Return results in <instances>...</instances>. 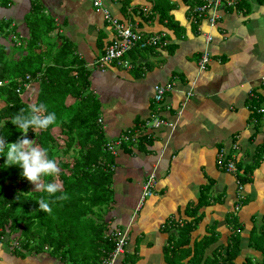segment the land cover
I'll return each instance as SVG.
<instances>
[{
    "label": "crops",
    "instance_id": "1",
    "mask_svg": "<svg viewBox=\"0 0 264 264\" xmlns=\"http://www.w3.org/2000/svg\"><path fill=\"white\" fill-rule=\"evenodd\" d=\"M235 1L217 9L211 26L195 13L204 0H103L113 16L144 37L165 34V47H136L128 53L131 67L97 62L116 31L93 0H14L0 8L16 28L4 41L11 46L30 37V16L38 4L55 26L48 44L67 38L89 70L109 140L128 131L135 136L117 148L113 200L100 220L109 232L120 228L130 234L118 264H168L166 248L179 239L178 225L192 220L198 222L191 245L215 234L207 254L225 250L235 232L240 234L237 264L263 258L251 242L264 225V0ZM205 51L211 60L202 69L199 59ZM172 81L175 89L155 103L154 85ZM30 92L26 88L22 95ZM158 111L173 126L152 128V114ZM222 150L241 166L237 174L218 162ZM245 171L250 179L240 201L237 177ZM152 172L155 192L138 209ZM14 252H3L9 264H23L27 256ZM28 257L29 264H66L46 250Z\"/></svg>",
    "mask_w": 264,
    "mask_h": 264
},
{
    "label": "trees",
    "instance_id": "2",
    "mask_svg": "<svg viewBox=\"0 0 264 264\" xmlns=\"http://www.w3.org/2000/svg\"><path fill=\"white\" fill-rule=\"evenodd\" d=\"M13 2L0 0V8H8ZM30 21V37L8 46L4 41L16 28L10 19L0 15V80L7 81L0 86V99L4 102L0 107V136L6 143L24 138L11 118L21 109L26 114L32 104L44 103L48 112H55V125L36 132L30 128L27 134L33 137L37 147L48 150L49 158L57 161L59 175L46 179L61 184L62 191L56 195L63 193L68 198L50 204V214L41 210L39 199L54 198L32 188L23 177L22 168L6 165V156L0 154V243L13 241L11 237L15 235L17 244L13 249L23 258L49 250L66 264H102L115 246L107 224L100 220L113 200L116 154L109 150L110 140L99 121L101 102L91 89L89 70L74 56L71 42L60 37L59 43L50 44L51 47L46 41L45 36L55 26L38 4L32 8ZM18 51L21 55L14 57ZM22 82L38 83L33 102L22 95L26 89ZM69 95L74 98L71 104L67 103ZM57 126L64 136L63 144L54 135ZM240 179L247 182L250 178L245 171ZM98 210L104 211L99 214ZM195 222L198 221L178 225L179 239L171 240L173 246L166 248L168 264H185L184 259H188L186 264H237L240 234L232 233L225 250L215 249L207 254L215 234L195 240L191 245ZM263 228L254 232L251 242V246L262 252V260L248 257L243 264H264Z\"/></svg>",
    "mask_w": 264,
    "mask_h": 264
},
{
    "label": "built area",
    "instance_id": "3",
    "mask_svg": "<svg viewBox=\"0 0 264 264\" xmlns=\"http://www.w3.org/2000/svg\"><path fill=\"white\" fill-rule=\"evenodd\" d=\"M94 6L98 9L102 10L104 13L105 19L114 27L116 31V36L112 40V42L106 47L104 54L98 59V63L101 66H106L113 62H117L120 65L129 66L130 61L127 58V54L130 53L136 47L145 49L150 47L156 48H163L165 47L168 42L166 40L165 34H153L148 37H144L138 31L132 28V26L125 24L124 22L120 21L118 18L112 15L109 8H107L103 0H93ZM231 5L234 6L237 4L235 0H204V2L197 6L195 9V13L198 17L202 20H207L210 22L211 26H214L219 14L217 13V9L223 5ZM211 60V55L208 51H205L200 59L199 65L202 69H206L209 62ZM27 78L30 79L28 75ZM7 81L0 80V86L6 84ZM21 85H25V88H29L31 82H22ZM176 83L166 82V83H157L154 85V101L158 105L164 100L166 94L173 89H175ZM19 91V90H18ZM192 91L188 92V95H191ZM99 121L102 123L103 118L100 117ZM173 126V123L165 120L161 113L154 112L151 117V127L154 129L161 128L162 126ZM135 140L134 134L131 131L128 133H124L120 135L117 139L111 140L108 142V148L110 151L116 153L117 148L124 144L127 141ZM218 162L220 165L228 172H233L237 174L238 167L236 161L233 158H229L225 156L224 151L222 150L218 155ZM237 184H238V191H239V199L243 198L242 190L244 188L245 183L237 177ZM157 185V178L155 173H150L147 178L145 179L142 187V196L140 200V204L137 206L138 209H141L145 199L147 197H151ZM241 204H238L237 209L240 207ZM111 236L115 240L114 248L108 253L106 258L102 261V264H117L118 260L121 256L126 252L127 245L130 240V234L127 230H123L117 228L113 230Z\"/></svg>",
    "mask_w": 264,
    "mask_h": 264
},
{
    "label": "clouds",
    "instance_id": "4",
    "mask_svg": "<svg viewBox=\"0 0 264 264\" xmlns=\"http://www.w3.org/2000/svg\"><path fill=\"white\" fill-rule=\"evenodd\" d=\"M11 123L16 125L24 138L16 142H7L0 136V154L6 156V165H17L22 168V175L35 186V190L47 193L51 200L41 198L38 200L39 208L49 214L52 212L50 204L56 201L66 200L67 194L57 196L62 191V185L54 179L49 181L47 177H56L60 173V168L54 158H49L48 150L34 146L32 139L27 138L29 129L35 132L46 130L57 123L55 112H48L44 103L32 104L28 112L21 109L20 113L11 118ZM0 264H7L3 253L0 252Z\"/></svg>",
    "mask_w": 264,
    "mask_h": 264
},
{
    "label": "rangeland",
    "instance_id": "5",
    "mask_svg": "<svg viewBox=\"0 0 264 264\" xmlns=\"http://www.w3.org/2000/svg\"><path fill=\"white\" fill-rule=\"evenodd\" d=\"M45 38H46V41H50V40L52 39V38L49 37V36H45ZM14 49H15L14 46H12V49H11V50H14ZM36 84H37L36 82H34V83L31 82V85H30V87L28 88V90L31 91V92L29 93V95L26 96V97H28V98H27L28 101H33V99L35 98ZM26 97H25V98H26ZM71 97H72V95H69L67 99H71ZM32 98H33V99H32ZM3 104H4V102H1V99H0V107L3 106ZM57 127L60 128V126H57ZM59 130H60V129L55 128V129L53 130L54 135L59 139V141H63V140H62V136H61ZM27 138H28V139H32L34 146H36V144H35V140H33V137H32L30 134H27ZM60 143H61V142H60ZM61 144H63V142H62ZM31 186H32V188H35V186H34L32 183H31ZM103 209L106 211V210H107V206H105ZM104 210H98V213H99V214H102ZM99 214H98V215H99ZM98 215H95V216H98ZM98 217H99V216H98ZM98 217H97V219H98ZM32 233H33V232H32ZM14 238H15V235H13V236L11 237V239H12L13 241L9 242V245H11L12 248H13L14 245L17 244V241H15ZM7 245H8V242L0 243V252H2V251H1L2 248L5 249V251L3 250V252H6V250H7L8 248H9L10 250H12V248H10V247L7 246ZM46 249H47V248H46ZM3 252H2V253H3ZM46 252H47V253H50L49 250H46ZM8 254H11V253H8ZM3 255H4V257H5L6 260H7V264H9L10 260L8 259V255H6L5 253H3ZM14 255H18V254H17L16 252H14ZM34 257H35V256H34ZM26 258L29 259L28 256H27ZM27 259H25L26 261H25L23 264H29ZM23 261H24V260H23ZM15 263H17V264H22V261L18 260V261H16ZM13 264H14V263H13ZM117 264H118V263H117Z\"/></svg>",
    "mask_w": 264,
    "mask_h": 264
}]
</instances>
